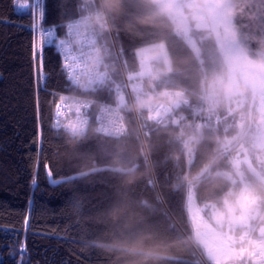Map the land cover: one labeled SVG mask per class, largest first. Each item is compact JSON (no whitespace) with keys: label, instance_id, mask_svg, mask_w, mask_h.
<instances>
[{"label":"trees","instance_id":"obj_1","mask_svg":"<svg viewBox=\"0 0 264 264\" xmlns=\"http://www.w3.org/2000/svg\"><path fill=\"white\" fill-rule=\"evenodd\" d=\"M100 1L115 44L98 30L110 79L101 91H85L65 78L54 45L34 61L31 0L27 7L0 0V264H246L247 237L264 236V218L232 217L233 236L248 227L241 241L230 242L243 254L222 258L220 249L208 254L194 238L187 199L192 189L213 224L212 212L236 210L229 207L240 193L241 163L229 150L247 128L249 90L240 85L243 107L229 115L222 90L206 100L203 86L225 70L209 29L195 31L196 55L154 0H45L44 26L58 39L68 21L94 14ZM226 1L241 45L264 60V0ZM159 43L167 64L142 62L138 51ZM124 75L132 95L135 76L151 101L174 91L190 102L169 108L158 124L149 107L138 110L134 96L132 105ZM63 97L91 102L79 135L54 125V104ZM102 105L118 106L122 136L97 131ZM252 184L262 208L264 186Z\"/></svg>","mask_w":264,"mask_h":264},{"label":"built area","instance_id":"obj_2","mask_svg":"<svg viewBox=\"0 0 264 264\" xmlns=\"http://www.w3.org/2000/svg\"><path fill=\"white\" fill-rule=\"evenodd\" d=\"M89 0H81L85 3ZM100 8L94 14L86 12L82 15L68 21L60 38H56L59 45L57 52L61 61L65 78L74 86L81 87L85 91L91 89L101 91L106 85L107 79H110L106 67L105 56L99 49V39L97 32L99 29L107 31L113 41L110 19L100 1ZM44 3L33 10L32 31H33V54L35 58H40L44 46L36 47L41 32L52 30L51 27L44 26ZM41 9L43 15L40 14ZM115 45V44H114ZM118 56V51L115 49ZM40 63V60H36ZM41 77L42 69H39ZM142 72L140 71V75ZM37 79V77H36ZM222 75H216L208 84L203 86L206 100L211 99L214 95L222 90ZM125 86L128 91V97L133 105V95L130 92V78L124 75ZM162 101H151L149 110L151 116L155 118L156 123H161L163 114L171 107L179 104H189V98L174 91H167ZM244 93L241 89L232 91L226 100V114H232L243 107ZM91 108V102L79 97H63L57 99L54 104V125L69 132L72 136L79 135L85 131L88 125L86 113ZM97 131L114 137L122 136L125 132V126L117 105H102L96 115ZM143 135H147V130L142 129ZM263 215L260 216L261 220ZM246 264H264V236L247 237L243 249Z\"/></svg>","mask_w":264,"mask_h":264},{"label":"rangeland","instance_id":"obj_3","mask_svg":"<svg viewBox=\"0 0 264 264\" xmlns=\"http://www.w3.org/2000/svg\"><path fill=\"white\" fill-rule=\"evenodd\" d=\"M159 9L166 13L173 23L174 31L183 37V39L192 48L194 53L198 55L199 49L197 45V37L195 31L209 29L208 20L206 18L203 5L199 0H154ZM228 4V3H227ZM229 8L230 5L228 4ZM207 33L205 32L204 35ZM201 37V34H198ZM139 57L142 62L157 60L162 64H167L166 54L162 43L141 48ZM133 76L132 74H129ZM131 89L139 111L147 110L152 99V93L143 88L142 79L135 77L131 82ZM218 93V92H217ZM119 102H123L125 96L120 94ZM254 109L257 113V118L253 124V131L249 136V141L252 147V157L255 163L261 169H264V96L257 97ZM248 141V143H249ZM248 158V156L246 157ZM191 162L190 155L187 156V163ZM240 176L241 175L240 173ZM248 179V178H246ZM249 180V179H248ZM259 205V206H258ZM260 202L255 195L254 187L249 184V181L242 182L240 193L236 199V204L231 205L232 211L230 215L225 216L219 211L212 212L214 224L206 219L201 213L192 189L189 190L187 199V209L190 214V219L193 226L194 238L204 247L209 254L215 249H220L225 257L227 253L242 255L241 247H231L230 242L233 239L241 241L243 236L248 232V227L243 225L241 234L233 236L232 231L235 230L237 220L232 217L241 219L249 218L259 221L261 215L264 217V205L260 209ZM230 216V217H229ZM243 224V223H241ZM216 226H220L217 228ZM218 260V259H215Z\"/></svg>","mask_w":264,"mask_h":264},{"label":"water","instance_id":"obj_4","mask_svg":"<svg viewBox=\"0 0 264 264\" xmlns=\"http://www.w3.org/2000/svg\"><path fill=\"white\" fill-rule=\"evenodd\" d=\"M208 20L209 31L213 37L217 52L224 64L222 75L223 97L240 88V85L249 90L248 126L242 138L251 128L252 110L257 96H264V60L251 58L239 39L231 24L226 0H201ZM251 173L258 177L254 169Z\"/></svg>","mask_w":264,"mask_h":264},{"label":"flooded vegetation","instance_id":"obj_5","mask_svg":"<svg viewBox=\"0 0 264 264\" xmlns=\"http://www.w3.org/2000/svg\"><path fill=\"white\" fill-rule=\"evenodd\" d=\"M251 121H252V117H251ZM248 123H249V120H248V113H247V126H248ZM253 121H252V125H251V128H252V126H253ZM251 128H250V130H251ZM247 129V128H246ZM249 130V131H250ZM246 131V130H245ZM249 131H248V133H249ZM253 131V130H252ZM247 133V134H248ZM252 133V132H251ZM244 134V133H243ZM242 134V135H243ZM246 134V135H247ZM245 135V136H246ZM244 136V137H245ZM242 138V136L240 137V139H238L236 142H235V144L232 146V148L229 150V151H232V150H236V153L234 154L235 155V157H237V158H239L238 160H239V162L241 163L240 164V169H238V171H239V175H238V177L235 179V180H239V181H241V182H245L246 180L247 181H249V184L251 185V186H254L253 184H252V181L254 180L255 182H257L258 183V186H264V169H261L260 167H258L257 165H256V163H255V160H254V158L252 157L253 155V153H252V147H251V143H250V141L248 140L249 139V137L247 138V137H245V138ZM248 141H249V143H248ZM248 156V158H246ZM236 158V159H237ZM235 159V158H234ZM250 169L251 170H256L257 172H258V177H255L254 175H253V173H251V171H250ZM240 173H241V175H243V176H240ZM247 173L249 174V176H251L252 177V179H250L249 178V180L248 179H246V178H248V175H247ZM236 176H237V174H236Z\"/></svg>","mask_w":264,"mask_h":264},{"label":"snow or ice","instance_id":"obj_6","mask_svg":"<svg viewBox=\"0 0 264 264\" xmlns=\"http://www.w3.org/2000/svg\"><path fill=\"white\" fill-rule=\"evenodd\" d=\"M31 3H32L33 10L35 11L36 8L42 5L43 0H31ZM19 6L27 7L28 6L27 0H23V2ZM40 14L43 15L42 9H41ZM56 38H57V32L55 29L49 30L46 33L42 31L39 41L36 44V47L42 48L44 44H47V45H54L55 48H58L59 45L56 43ZM42 78H43V73L41 72V79ZM49 175H51V173H49ZM54 183H58V181H54Z\"/></svg>","mask_w":264,"mask_h":264},{"label":"clouds","instance_id":"obj_7","mask_svg":"<svg viewBox=\"0 0 264 264\" xmlns=\"http://www.w3.org/2000/svg\"><path fill=\"white\" fill-rule=\"evenodd\" d=\"M106 2H108V0H106Z\"/></svg>","mask_w":264,"mask_h":264}]
</instances>
